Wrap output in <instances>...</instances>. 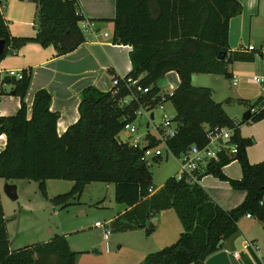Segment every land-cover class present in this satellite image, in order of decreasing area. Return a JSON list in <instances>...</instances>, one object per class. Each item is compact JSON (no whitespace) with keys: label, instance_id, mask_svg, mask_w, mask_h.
<instances>
[{"label":"trees","instance_id":"16d2710c","mask_svg":"<svg viewBox=\"0 0 264 264\" xmlns=\"http://www.w3.org/2000/svg\"><path fill=\"white\" fill-rule=\"evenodd\" d=\"M4 1L0 0V39L6 47L0 61L32 42L54 45L59 54H67L86 40L80 27L85 17L79 0H32L37 5L34 37L10 33L1 10ZM241 12L238 0H116L113 42L132 46V70L126 77H141L144 86L153 87L147 98L155 107L157 93L168 86L167 75L173 71L179 74L180 85L170 98L178 126L175 136L167 141L172 154L178 157L192 144H206L207 125L233 128L232 141L239 144L237 154L221 152L219 160L209 164L207 174L246 193L239 205L227 210L201 184L179 181L174 175L167 178L155 204L173 207L183 230L174 243L148 254L144 264H205L213 254L227 250L224 242L239 232L238 223L247 213L264 222V161H249L247 147L254 140L241 136L242 125L264 119V98L251 105L250 119H235L214 99L212 87L196 86L192 80L200 73L231 80L230 20ZM220 54H225L224 58ZM261 55L264 57V52ZM32 76L29 67L21 71V77L0 78V94L15 95L21 101L16 114L0 115V135L7 136L6 147L0 151V178L35 180L46 197L47 180L70 179L73 185L69 191L50 198L52 205L61 209L79 203L86 186L93 182L114 184L116 202L127 207L146 199L153 176L144 149L120 137L125 124L136 120L140 107L138 103L121 104L128 90L121 87L115 95L113 89L85 87L78 121L60 135V114L51 110L52 94L47 89L35 93L28 117L26 96ZM150 140L152 146L160 144L155 136ZM234 160L241 165V179L230 178L223 171ZM77 255L65 234L12 248L0 190V264H77ZM242 260L253 264L245 253Z\"/></svg>","mask_w":264,"mask_h":264},{"label":"crops","instance_id":"0c3cea01","mask_svg":"<svg viewBox=\"0 0 264 264\" xmlns=\"http://www.w3.org/2000/svg\"><path fill=\"white\" fill-rule=\"evenodd\" d=\"M238 1L242 5V12L230 20L229 54L232 59L230 68L233 74L239 78V83L234 86L236 90L226 99H219L218 91L213 87L214 99L221 102L228 115L235 119L243 118L244 113L258 98H264V84L253 79L255 76H264V57L261 55L264 52V0ZM4 4L3 14L10 33L13 36L34 37L37 34L35 26L36 3L32 0H5ZM78 4L80 12L85 17V20L80 22V27L86 35V40L75 50L67 54H59L54 45L43 47L32 42L0 61V78L8 75L10 70L21 72L23 69L32 67V82L26 96L28 117H31L32 114L35 93L39 89H47L52 94L51 110L60 114L58 119L60 135H63L69 126L78 121L81 92L85 87L94 85L103 91H110L113 89L115 77L126 76L132 70L130 58L132 46L113 42L116 0H79ZM87 22H92V26L87 27ZM105 33L108 35L106 36ZM214 75L220 86L223 83L228 84L222 75ZM194 76V80H196L198 74ZM9 88L7 87V89ZM20 107L21 101L18 96L0 94L1 116L14 115ZM241 134L244 138H254L255 140L252 145L247 147L249 161L251 163L264 161V119L250 126L242 125ZM6 143L7 136L1 134L0 151L5 149ZM223 171L230 178L241 179L243 176L241 165L237 160L225 165ZM50 180H47V184ZM71 184L73 183L71 182ZM200 184L210 197L223 208H227L225 204L229 202L237 204L241 200L240 197L245 198L246 196L244 191L234 189L228 181L221 180L211 174L202 177ZM162 186L158 188H162ZM0 190L3 202L1 187ZM156 195L158 193L154 189V192L150 193L138 205L125 206L118 210L119 214L113 217L114 221L126 214L125 211L130 208L137 207L145 201L150 203L148 209L151 210V213L148 217L152 218V228H146L145 225L132 228L122 227L127 232L138 229L145 230L148 240L143 250L145 248L153 250H145L146 257L155 252L153 246L160 250L174 243L183 230L173 207L170 205L157 207L159 202L155 204ZM114 200L116 204H119L115 197ZM226 242L224 243L227 248ZM227 250L229 249L227 248Z\"/></svg>","mask_w":264,"mask_h":264},{"label":"rangeland","instance_id":"374dc122","mask_svg":"<svg viewBox=\"0 0 264 264\" xmlns=\"http://www.w3.org/2000/svg\"><path fill=\"white\" fill-rule=\"evenodd\" d=\"M215 78L214 74L200 73L193 83L196 86L214 87L218 91L219 99H226L236 90L231 85L230 79L224 77L228 84L223 83L220 86ZM152 111L155 115L154 120L151 118L149 120L148 116L143 113L134 122L138 126L137 133L142 135V139L146 137L150 140L151 136L157 135L154 126L160 124L163 120V112L158 106ZM165 111L171 117L175 115V109L170 102L166 104ZM148 123H150L149 127ZM253 123L256 122H249L244 126H250ZM126 133V131H122L120 136L125 137ZM251 139L254 140V138ZM148 161L153 176V188L158 194H162L163 189L158 187L162 186L167 178L175 175L179 169V159L174 155H169L160 162H155L152 159ZM12 182L18 186L17 200H11L4 191L6 183L11 184ZM71 182L73 183L70 179H51L47 184L48 197H46L35 180L7 181L0 178V187L3 193L2 203L11 247L17 249L47 241L55 234H65L71 248L78 251L77 264L144 263L146 257L144 251L147 248L145 250L143 248L148 240L145 230L138 229L127 232L123 228L141 227V225L149 228L152 219L148 217L151 213V210L148 209L150 203L145 201L137 207L130 208L125 211L126 214L113 221V217L119 214L118 204L114 200V184L93 182L86 186L79 203L66 209L54 207L50 198L69 191L73 185ZM240 199L237 204H235L236 202L225 204L227 207L225 209L236 207L243 201V196ZM98 221L109 224L111 234L108 239L104 236L105 228L95 226ZM238 224L239 232L226 242L229 251L236 249L243 252L245 242L255 240L261 249L260 254L264 256V222L255 217L247 218L243 216ZM153 249L158 250L155 246H153ZM95 250L99 252H95ZM232 262L238 264L233 258Z\"/></svg>","mask_w":264,"mask_h":264},{"label":"built area","instance_id":"2783aa9c","mask_svg":"<svg viewBox=\"0 0 264 264\" xmlns=\"http://www.w3.org/2000/svg\"><path fill=\"white\" fill-rule=\"evenodd\" d=\"M5 9V4L1 5V10ZM92 22H87V27L92 26ZM88 29V28H87ZM86 29V31H87ZM107 36L108 33H105ZM1 73V72H0ZM9 76L21 77V72H16L10 70L8 72ZM256 82L264 84V76H255L253 78ZM239 83V78L233 74L231 78L232 86H237ZM121 87L128 90V93L122 97V105H130L132 103H138L140 105L139 109L135 112L137 118L139 115L145 113L149 120L150 118L154 120L155 115L153 109L158 106L162 112V122L155 125L157 130V135L155 137L160 141L157 146H152L151 140L138 134V126L133 122H128L125 124L123 131H126V136L121 137L122 140L130 142L135 147L146 148L144 150L145 158L147 160H155L156 158L165 159L169 155H173L168 148V139L175 136L177 133V123L173 121V117L166 113V104L170 101L173 96L175 89L177 88L173 84L168 83V86L161 89L156 97L159 98L158 104L153 107L151 105V99L147 98L148 94L151 92V86H144L141 82V77L133 76H117L113 79V94H118ZM154 99V98H152ZM152 114L154 117L152 118ZM150 123H148V127ZM207 132L208 142L204 145L192 144L186 152L178 156L179 159V169L175 173V178L177 180H186L190 184H200V180L207 174L208 166L212 161H218L221 152H227L229 155L237 154L239 150V144L232 141L233 128L222 127V126H210L207 125L205 128ZM149 192H154L153 186L149 188ZM246 217L252 218L250 213L246 214ZM96 227H104V236L106 239L109 238L111 232L109 229V224H104L100 221L95 223ZM260 247L255 240L246 241L244 245V251L239 252L237 250L228 251L230 258L238 262V264H244L242 260V253H245L253 264H264V256L260 254ZM252 254L257 256V259L253 257ZM233 263V262H232Z\"/></svg>","mask_w":264,"mask_h":264},{"label":"water","instance_id":"95a60500","mask_svg":"<svg viewBox=\"0 0 264 264\" xmlns=\"http://www.w3.org/2000/svg\"><path fill=\"white\" fill-rule=\"evenodd\" d=\"M5 47H6V42L4 39H0V56L4 54L5 51ZM224 55H219L220 58H224ZM167 79L168 82L170 84H173L174 86L178 87L180 85V78H179V74L176 71L170 72L167 75ZM195 79V76H192V80ZM252 114V110L248 109L244 115L243 118L248 120L250 119ZM154 117V115L152 114V118ZM144 150H146V148H144ZM4 191L5 194L11 199V200H17L18 199V186L16 184H10V183H6L5 187H4ZM126 205L125 204H118L117 205V209L121 210L122 208H124ZM150 227H153V223H150ZM95 252H99L98 250H95ZM144 264V263H142ZM205 264H233L232 260L230 258V255L228 253V251L222 250L220 252H217L216 254H213L212 256H210L209 258H207Z\"/></svg>","mask_w":264,"mask_h":264}]
</instances>
